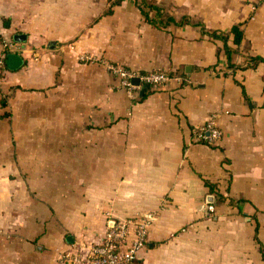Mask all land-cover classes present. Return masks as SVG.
Here are the masks:
<instances>
[{
	"label": "crops",
	"instance_id": "obj_1",
	"mask_svg": "<svg viewBox=\"0 0 264 264\" xmlns=\"http://www.w3.org/2000/svg\"><path fill=\"white\" fill-rule=\"evenodd\" d=\"M153 1L187 23L155 27L133 0H0L23 59L0 80V264H58L146 214L136 264H264V62H248L264 0ZM236 25L229 62L211 34ZM103 61L170 80L131 97ZM209 120L220 138L195 140Z\"/></svg>",
	"mask_w": 264,
	"mask_h": 264
},
{
	"label": "built area",
	"instance_id": "obj_2",
	"mask_svg": "<svg viewBox=\"0 0 264 264\" xmlns=\"http://www.w3.org/2000/svg\"><path fill=\"white\" fill-rule=\"evenodd\" d=\"M0 80L7 71L6 60L8 54L16 53V44L7 39L4 29L0 24ZM85 62H94L95 57L81 55ZM106 69L119 78L120 87L134 97L135 93L143 86L156 87L170 80L164 72L141 73L124 68L119 64L103 61ZM139 79L140 84L135 85L132 80ZM221 136L213 120L194 131V139L207 143H214ZM213 212L214 207L209 206ZM153 221L152 214L115 222L113 227L107 228L102 240L98 243L81 241L74 248L62 251L58 255V264H136L139 253L147 246L148 232Z\"/></svg>",
	"mask_w": 264,
	"mask_h": 264
},
{
	"label": "trees",
	"instance_id": "obj_3",
	"mask_svg": "<svg viewBox=\"0 0 264 264\" xmlns=\"http://www.w3.org/2000/svg\"><path fill=\"white\" fill-rule=\"evenodd\" d=\"M122 1L123 0H111L110 7L107 9L105 14L106 15L111 14L113 12V8L121 4ZM133 1L135 2L136 6L141 12V15L145 19V21L155 27L166 28L169 25H183L187 23L188 21L186 17H183L182 19L177 21L173 16L167 15L165 9L161 7L160 5H158L156 2H154L153 0H133ZM230 35H232L234 38L233 40L234 44L237 46L240 45L243 39V32L240 29V26L238 25L234 26L231 29L230 33H212L211 34V36L215 38L224 40L225 42L224 49L228 56L229 62H231L232 55L235 53V51L227 44L228 37ZM248 62L250 66H253V65H257L259 62H264V59L261 57H254V58H250ZM144 86L147 89L151 88L150 85H144ZM1 104L5 106L4 101H1ZM209 186L211 189H213V185L209 184Z\"/></svg>",
	"mask_w": 264,
	"mask_h": 264
},
{
	"label": "water",
	"instance_id": "obj_4",
	"mask_svg": "<svg viewBox=\"0 0 264 264\" xmlns=\"http://www.w3.org/2000/svg\"><path fill=\"white\" fill-rule=\"evenodd\" d=\"M26 39L25 35H21V34H16L14 35V40L17 41V42H22ZM23 65V59L16 53H12V54H8L7 56V60H6V66L11 69V70H17L19 69L20 67H22ZM132 82L135 84V85H139L140 84V81L139 79H133ZM144 88L141 89V92L140 94L143 96L144 95ZM209 202H213V197L210 196L208 198ZM115 224L114 221H111L110 223V227H113V225ZM69 241H71V237L68 238Z\"/></svg>",
	"mask_w": 264,
	"mask_h": 264
}]
</instances>
